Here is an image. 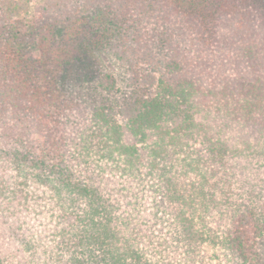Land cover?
Wrapping results in <instances>:
<instances>
[{"label":"trees","instance_id":"1","mask_svg":"<svg viewBox=\"0 0 264 264\" xmlns=\"http://www.w3.org/2000/svg\"><path fill=\"white\" fill-rule=\"evenodd\" d=\"M28 7L0 0V264H158V238L247 255L254 224L207 217L259 198L264 0Z\"/></svg>","mask_w":264,"mask_h":264},{"label":"rangeland","instance_id":"2","mask_svg":"<svg viewBox=\"0 0 264 264\" xmlns=\"http://www.w3.org/2000/svg\"><path fill=\"white\" fill-rule=\"evenodd\" d=\"M29 6V10L26 13L28 22H32L33 17L39 16V6L43 0H24ZM29 29V27H26ZM35 37L30 36L28 40L33 41ZM110 68H114L113 62H108ZM116 68V67H115ZM120 72V70H119ZM122 78H124L123 71L121 72ZM124 80V79H122ZM199 144V143H198ZM199 147V145H197ZM201 147V146H200ZM255 181L249 183L250 188H253L254 192L259 194L257 201L249 207L254 208V213H250L248 216L242 217V221L237 223L235 220L232 221V215H225L223 218H219L215 211L208 215V224L218 230L219 233L224 231H244L243 228L246 224H254L256 226L255 232L250 234L247 233L244 238L247 255L243 256L241 253L233 252L232 249L223 245L224 238L221 239L219 236H214L212 239H206L203 237L200 239V245L196 249V252L191 250V245L184 240H173L166 241L162 238H158L149 241L150 249H154L155 253L151 254L155 257L158 264H264V173H259L255 176ZM241 194V193H240ZM228 208L226 210H229ZM253 211V210H252ZM231 212V210H230ZM228 211V213H230ZM226 213V214H228ZM167 225L163 228L166 230ZM217 228V229H216ZM238 229V230H237ZM148 233V230L145 231ZM239 236V238H240ZM150 236L148 235V238ZM169 239L171 238L168 235ZM227 238V236H226ZM225 238V239H226ZM144 239V238H143ZM234 250L237 249L234 245Z\"/></svg>","mask_w":264,"mask_h":264}]
</instances>
